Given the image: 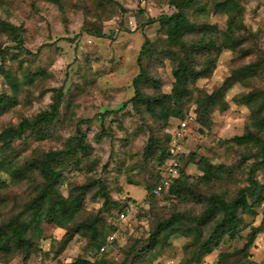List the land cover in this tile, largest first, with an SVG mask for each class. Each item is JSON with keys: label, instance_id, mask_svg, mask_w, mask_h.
Here are the masks:
<instances>
[{"label": "rangeland", "instance_id": "1", "mask_svg": "<svg viewBox=\"0 0 264 264\" xmlns=\"http://www.w3.org/2000/svg\"><path fill=\"white\" fill-rule=\"evenodd\" d=\"M57 1L59 4L56 3ZM169 1L146 0L145 3V0H139V5L134 8L133 6L137 5V0H124L123 4H120L118 0H82L84 7L89 9L85 15L94 16L93 21L83 22L79 18L69 17L70 12L80 10V6L72 4L71 0H0V20L19 28L18 35L21 39V46H17L9 33L0 30V67L2 68L0 70V94L7 96L12 101L9 109L0 114V133L10 127L17 128L23 120L31 121L40 113L49 111L50 106L44 105V98L48 92L53 93L52 99L55 98L58 91L61 90L63 93L62 104L55 121L47 125H40L35 131H28L21 139L0 143L1 159L7 157L15 170L24 171L22 177L15 176L13 174L15 170L0 175V179L7 184L2 196L0 195L2 198L0 224L21 212L30 196L35 195L37 186L40 185L39 176L29 166L25 169L27 165L36 164L50 151L66 149L67 141L53 136L55 126L67 125L66 130L74 131L71 138L81 137L86 146L84 154L78 150L77 142L73 144L72 150L76 159L71 162L69 160L63 162L61 167L63 176L58 185H67L70 195L72 191L75 192V188L82 186L88 188L81 208L69 207L65 215L59 216L54 221L45 222L42 219L40 223L31 225L29 232L33 236L34 246L26 264H75L81 262L94 264L101 258H108L112 264H121L125 253L131 247L138 252L148 245L149 233L159 220L166 219L175 212L166 207L173 203L174 199L165 196L151 198V190L155 181V167L151 171L150 181H145L144 177L148 175V169L143 165L140 167V176L136 178L128 175L127 167L120 166L122 157L133 146V141H128L125 151L121 153L120 158H117L115 132L111 128V124L115 121L110 122L108 117H119V113H104L100 117L101 123H94L91 115L92 110L106 99L122 102L124 107H128L131 101L123 100L124 93L128 91L126 81H130L132 84V80L137 76V71L139 72L137 59L145 39L147 38L149 42L153 43L157 51L166 49L164 31L161 30L159 24L150 26L146 24L149 20L159 21L163 16L172 15L175 10L169 6ZM235 1L239 4L243 24L247 30L243 48L244 52H248V55L242 56L239 52L223 51L211 76L208 79L199 80L195 85L196 90L207 94L226 86L222 99L228 104V110L224 113L215 111L212 114L209 131H202L194 121L187 130L189 136L204 138L203 140L194 139V147L187 155L189 157L193 154L194 161L206 160L212 164L211 160L214 158H238V166L235 163L231 166L221 165L234 172V179L215 186L229 198L235 197L237 189L248 186L246 181L248 168L255 162L253 154L247 155L242 149L229 143H223L244 133V127L250 114V112L246 115L242 114L241 109L246 106L236 105L233 98L248 93L254 87L264 90V72H260L258 76L249 80L226 85L232 71L257 62L260 63L258 64L259 68L264 66L262 63L264 62V19H261L264 0ZM254 3L255 7H252ZM250 7H252V23L246 24L245 18L249 16ZM117 9L124 14L129 10L134 11L138 23L137 33H133L130 28H125L121 22L118 25L121 34H127L122 36L105 22L104 17L116 15ZM213 11L214 9L209 11L206 16L190 17V20L196 26H215L219 32H225L227 20L223 18L226 15ZM17 13L19 17H23V20L19 19ZM257 20H259V24L253 31V25L257 23ZM85 31L92 38V43L85 41L84 37L79 34ZM68 32L77 34L75 36L60 35L54 39V34ZM98 33H102L103 37L97 38ZM78 41L83 44V63L88 65V70L84 71L78 62L77 69L71 77L63 75L61 78L59 70H53V60L66 55V49L71 45H76L72 51L80 50L81 44ZM105 41L106 44L102 43ZM92 49L96 51L95 62L99 64L96 70L91 68L93 60L87 55L88 51ZM129 49H131V53H129ZM129 54L132 56V63L126 64L125 61ZM154 60L159 62L153 63ZM141 67L148 72L152 79L157 81V87L162 94H165L163 93L165 87L172 90L174 79L169 60L163 58L158 60L156 57L144 58L141 60ZM7 75L15 78L16 82L9 83L6 79ZM104 88L109 89L113 94L106 96ZM152 93L153 89L145 95H152ZM189 108V113L195 112L194 107L189 105ZM135 109L139 112L140 107ZM77 111H80L79 120L74 119ZM149 118L162 125L164 123L162 118L159 119L156 116H149ZM14 121L16 122L14 123ZM128 124L131 126L132 122L128 121ZM177 124L178 120L174 119H170L166 123L172 131L177 129ZM84 125H87V128L82 127ZM187 139L188 137H185V140ZM106 150H112L113 155L108 163H101L97 153ZM143 159L147 160V154ZM114 160L120 167L118 173L110 171ZM191 165L195 164L188 163L186 165V173L189 177L197 180L200 178L199 173L201 172L195 165V171L189 173L188 169ZM255 177L264 184V169L258 171ZM99 182L104 184L109 200L101 197ZM127 201L133 205V213L125 219L124 223H118L115 215ZM191 201L194 200L190 198V201L187 202ZM248 202L250 204L251 199ZM109 203L115 205L111 206ZM142 203H149L150 208L145 210ZM96 204L101 205L99 209L94 207ZM160 205H164V207L157 211ZM260 205L253 209V216L249 214L242 216L241 231L234 240L225 237L218 248L199 264H215L219 254L243 250L248 242L251 228H260V231L247 249L248 259L255 264H264V226H261L262 220H264V202ZM200 211L196 210L193 213L199 214ZM71 218L74 220L69 224L70 228L87 219H95L100 243L93 245L81 233L67 232L61 227L68 225ZM23 219L25 223H29L32 215H26ZM144 220L149 222L147 229L141 223ZM115 231H117L116 240L104 252H101L100 248L105 245L108 236ZM124 236H128L129 243L120 247L119 240ZM186 242L187 240L181 236L171 237L165 248L154 252L158 257L155 260H151L152 257H149L144 264H179L187 257V252L184 249ZM11 258H16L17 264H22L21 257L14 255ZM9 259L3 260L8 261Z\"/></svg>", "mask_w": 264, "mask_h": 264}, {"label": "trees", "instance_id": "2", "mask_svg": "<svg viewBox=\"0 0 264 264\" xmlns=\"http://www.w3.org/2000/svg\"><path fill=\"white\" fill-rule=\"evenodd\" d=\"M56 3L59 4L58 1ZM169 6L175 10L172 15L163 16L159 21L149 20L146 24L147 26L159 24L161 30L164 31L166 49L157 51L155 45L149 42L147 38L145 39L137 59L139 75L132 80L136 94L130 103L135 108H139L140 105L147 102L150 106V112L151 104L155 103L157 111L151 112L150 116L162 118L164 120L163 126H167L166 123L170 119L178 120V126L180 122L191 116L194 123L202 131H209L212 114L215 111L224 113L228 110V104L222 99L226 86L207 94L196 90L195 85L199 80L208 79L211 76L223 51L239 52L242 56L248 55V52H244L243 48L247 30L243 24L240 7L235 0H170ZM212 9H214V13L218 12L227 16L225 32H219L215 26H196L190 20V17L206 16ZM0 30L9 33L17 46H21V39L18 35L19 28L0 20ZM96 37L102 38L103 35L98 33ZM1 55L3 56V53ZM149 57H156L158 60L163 58L171 62V72L174 79L171 94H162L157 87V81L152 79L148 72L141 67V60ZM258 64L260 63L249 64L232 71L226 85L258 76L260 72H264V66L261 69ZM0 70H2L1 67ZM6 79L11 84L16 82L15 78L9 75L6 76ZM149 79L155 82L153 87L155 96L145 95L140 89V85ZM62 100L63 93L60 90L53 98L54 103L50 105L49 111L40 113L31 121H21L17 128L10 127L2 131L0 143L21 139L28 131H35L40 125H47L55 121L58 118ZM233 101L236 105L246 106L250 114L244 127V133L223 143L232 144L238 149H242L247 155L253 154L255 162L248 168L246 179L248 186L237 189L234 198L227 197L215 186L224 181H232L234 172L221 165L213 166L206 160L194 161L193 154H191L184 158L185 163L180 169V178H175L155 195L154 191L165 181L160 171L155 168V181L151 190V198L165 196L183 203H187L192 198L198 204L203 205V208L199 214L174 212L168 218L159 220L149 233L148 245L138 252L131 247L125 253L121 264H144L149 257H152L151 260H155L158 255L154 252L165 248L173 236H181L187 240L184 244L187 257L179 264H199L202 261L201 258L213 253L225 237L234 240L241 231L242 216L246 214L253 216V209L264 202V184L255 177L258 171L264 169V90L254 87L246 94L235 96ZM11 103L10 98L0 94V114L7 111ZM189 105L195 108L194 113H189ZM173 133H175V129ZM167 140L168 148L161 147L160 142L154 140L145 149L147 155L152 152L153 147L158 149L154 158L161 166H166L165 161L171 163L175 159L170 151L171 137L169 136ZM76 142L78 143V150L85 154L86 146L83 139L81 137L70 138L66 142L65 150L50 151L36 164L27 165L25 168L27 169L29 166L34 169L33 171L37 173L41 182L34 192L35 195L30 196L23 210L0 224V260L17 255V257H21L22 264H26L34 246L33 236L29 232L31 225L40 223L42 219L45 222L54 221L59 216L65 215L69 207L81 208L88 188L85 186L75 188V192L72 191L68 199H64L58 191V185L63 176L62 164L67 160L69 162L74 161L75 154L72 146ZM188 163H194L199 171L204 173V176L197 181L208 187L206 197L203 192L199 194L195 192V186L186 182L189 178L186 173ZM12 170L15 168L11 165L10 160L7 157L3 159L0 157V175L8 174ZM21 171L16 169L13 174L22 177L24 171ZM6 185V182L0 179L1 196ZM98 185L101 190V197L109 200L104 184L99 182ZM1 196L0 202L2 201ZM249 199H251L250 204ZM129 203V201L123 203L115 215L116 220ZM26 215H32L29 223H25L23 219ZM73 220L71 218L68 225L61 227L67 232L81 233L93 245L100 243L95 219H87L70 228L69 224ZM261 226H264V220H262ZM259 231L260 228H251L246 247L243 250L219 254L215 264H255L248 259L247 249L252 245ZM94 264L112 263L108 258H101L96 260Z\"/></svg>", "mask_w": 264, "mask_h": 264}, {"label": "clouds", "instance_id": "3", "mask_svg": "<svg viewBox=\"0 0 264 264\" xmlns=\"http://www.w3.org/2000/svg\"><path fill=\"white\" fill-rule=\"evenodd\" d=\"M120 4L124 3V0H118ZM72 4H77L80 6L79 11H73L69 13L70 18H79L83 22H89L94 20L93 15H85V13L89 10L88 8L84 7L82 0H71ZM146 3V0H145ZM139 5V0H137V5H134L133 7H137ZM252 7H255V3L252 5ZM252 7L249 8V16L245 18L246 24H251V11ZM17 16L19 17V14L17 13ZM20 20H23V17H19ZM224 20H227V16L223 18ZM261 19H264V8L261 9ZM105 22L115 30L116 33L121 34L120 27L118 26L121 22H123V26L125 28H130L133 33H137L138 29V23L137 18L134 15L133 10H129L126 14L121 13L118 9L116 12V15L114 16H105L104 17ZM215 22V19H214ZM27 23V22H26ZM259 24V20H257V23L253 25V31L256 30L257 26ZM77 33L75 32H68V33H56L54 34V39L56 36L60 35H72L75 36ZM81 36L84 37V40L88 43H92V38L87 35V32H81L79 33ZM122 36H126V33H122ZM78 43L81 44L80 50L78 51H72V49L76 48V45H71L66 49V55L57 57L53 60V70H59L61 73V78H63V75H68L71 77L73 73H75L78 62L81 67H83L84 71L88 70V65L84 64V52H83V44L78 41ZM102 43H107L102 42ZM129 53H131V49H129ZM88 57L92 58L93 62L91 63V68L93 70H96L99 67V64L95 62L96 59V51L94 49L89 50L87 53ZM159 61L154 60L153 63H158ZM126 64L132 63V56L129 54L126 61ZM139 75V72L136 73ZM126 75V73H125ZM128 91L124 93L123 100L130 101L136 94L135 87L131 84L130 81H126ZM155 86V82L151 79L145 80L143 84L140 85V89L142 93L147 94L153 87ZM106 96H111L113 93L107 89H103ZM163 93L165 94H171V89L169 87H165L163 89ZM153 96H155V93H152ZM53 93L48 92L47 96L44 98V105L50 106L54 103L52 99ZM35 111V109H33ZM157 111V105L155 103L151 104V112ZM242 114H248L249 109L247 107H243L241 109ZM106 112H113V113H119V117L115 116H109L108 120L115 121V123L111 124V128L115 132V154L117 158L121 157V153L125 151V145L128 143L129 140L133 141V146L130 147L126 154L122 157L120 161V166L127 167L129 169L128 175H131L133 178H136L140 176V167L143 165L145 168L148 169V175H145L144 180L150 181L151 178V171L153 167H155L158 171H160L161 175L164 177L165 180H167L169 177L172 178H180V169L183 168L185 160L184 158L187 157L189 151L191 148L194 147V139H200L203 140V137H192L189 136L188 131H182V132H175L173 133L170 126H163L159 122L154 121V119H150L149 116L151 115L150 112V106L149 103H144L140 105L139 112L136 111L134 106L132 104H128V107H124L122 102L112 101V100H105L103 103L97 105L91 112V115L93 117L94 123H101L100 117L103 116ZM80 118V111H77L75 114L74 119L79 120ZM128 121H131V126L128 124ZM16 121H14L15 123ZM68 126L67 125H57L53 129V136L54 137H60L62 138V141H67L71 138L72 135H74L73 132H69L66 130ZM84 128H87V125L82 126ZM171 137V148L170 151L172 153V156L175 158L172 161L171 166H167L168 162L165 161L166 166H161L157 160L154 159V157L157 154L158 149L156 147H153L152 152L147 155V160L145 161L144 158V149L146 146L154 140L160 141V146L164 148H168V137ZM185 137H188L187 140H185ZM98 157L101 160V163H108L110 160V157H112L113 153L112 150H106L102 153H97ZM23 159V157H22ZM76 157H73V160H75ZM211 163L213 166H220V165H228L231 166L234 163L238 166V158L228 159V158H214L211 160ZM111 172L118 173L120 171V167L117 166V163L114 162L111 164L110 167ZM195 171V165H191L188 169V172H194ZM200 177L204 176V173H199ZM186 182L189 185H194V191L198 194L200 192H203L205 197L208 195V187L204 185L203 183H199L195 178L189 177ZM58 190L60 192V195L64 199H68L70 197V190L68 189L67 185L58 186ZM100 204L94 205L96 209L100 208ZM142 207L145 210H148L150 208L149 203H142ZM164 207V205H160V207L157 208V211L160 210V208ZM167 209L175 211L178 214H188L192 213L196 210H202L203 205L198 204L195 201L183 203L179 201H174L173 203L168 204ZM143 224V227L147 229L149 227L148 220H144L141 222ZM129 243L128 236H124L119 240V246L124 247ZM46 246V245H45ZM202 262L206 260V257H202ZM0 264H17L16 258H10L8 261L0 260Z\"/></svg>", "mask_w": 264, "mask_h": 264}, {"label": "built area", "instance_id": "4", "mask_svg": "<svg viewBox=\"0 0 264 264\" xmlns=\"http://www.w3.org/2000/svg\"><path fill=\"white\" fill-rule=\"evenodd\" d=\"M193 122V117L189 116L187 117L185 120H183L182 122L179 123L177 129L175 130V132H182V131H187L190 124ZM172 165V162L171 163H168L167 166H171ZM175 178H172V177H169L167 180H165L161 186L158 187L157 190L154 191V194L157 195L159 193V191L161 190L162 187H166L168 186ZM133 210H134V207L132 204H128L124 211L121 212L118 217H117V222L118 223H124L125 222V219L128 218V216L130 214L133 213ZM116 233L117 231H115L114 233H112L111 235L108 236L107 240H106V243L105 245H103L101 248H100V251L101 252H104L106 250V248L108 246H111L114 241L116 240Z\"/></svg>", "mask_w": 264, "mask_h": 264}]
</instances>
